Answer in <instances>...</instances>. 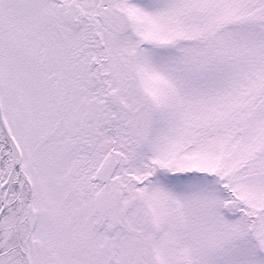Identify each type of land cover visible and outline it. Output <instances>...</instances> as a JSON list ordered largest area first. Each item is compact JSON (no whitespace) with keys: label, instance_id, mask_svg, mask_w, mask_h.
<instances>
[{"label":"snow or ice","instance_id":"snow-or-ice-1","mask_svg":"<svg viewBox=\"0 0 264 264\" xmlns=\"http://www.w3.org/2000/svg\"><path fill=\"white\" fill-rule=\"evenodd\" d=\"M0 264H264V0H0Z\"/></svg>","mask_w":264,"mask_h":264}]
</instances>
